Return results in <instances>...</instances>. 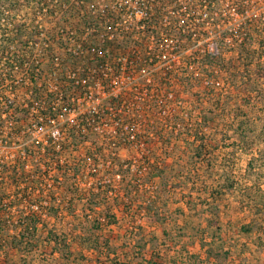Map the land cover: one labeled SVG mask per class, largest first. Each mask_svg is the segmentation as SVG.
Wrapping results in <instances>:
<instances>
[{
  "label": "rangeland",
  "instance_id": "rangeland-1",
  "mask_svg": "<svg viewBox=\"0 0 264 264\" xmlns=\"http://www.w3.org/2000/svg\"><path fill=\"white\" fill-rule=\"evenodd\" d=\"M228 2L222 36L243 23L242 36L220 38L214 53L212 42L194 44V69L174 90L184 102L171 107L177 120L159 113V168L143 177L121 169L123 182L113 183L112 195H83L88 187L74 184L73 169L58 175L66 183L52 187L45 176L40 184L38 170L28 173L30 188L8 184L4 203H15L20 189L29 196L3 218L0 264H102L93 247L127 264H264V0ZM233 5L240 17L231 20ZM107 209L115 212L114 225L104 222ZM34 213L37 233L16 249L17 217ZM50 232L71 244L69 259H53Z\"/></svg>",
  "mask_w": 264,
  "mask_h": 264
},
{
  "label": "built area",
  "instance_id": "built-area-1",
  "mask_svg": "<svg viewBox=\"0 0 264 264\" xmlns=\"http://www.w3.org/2000/svg\"><path fill=\"white\" fill-rule=\"evenodd\" d=\"M211 1L0 3V170L45 171L49 187L78 170L87 196L159 168V113L177 120L194 44L242 36L243 23L222 36L228 0Z\"/></svg>",
  "mask_w": 264,
  "mask_h": 264
},
{
  "label": "trees",
  "instance_id": "trees-1",
  "mask_svg": "<svg viewBox=\"0 0 264 264\" xmlns=\"http://www.w3.org/2000/svg\"><path fill=\"white\" fill-rule=\"evenodd\" d=\"M0 1L8 2V3H10V2L11 3H16V2H18V3H29V2L38 1V0H6V1L0 0ZM212 2H214V0H212L211 3ZM244 28H245V26L243 27V31H244ZM208 57H210V56L205 57V59L203 60V65L208 62ZM28 173L29 172H27V170H25L21 167L18 168L16 166L11 167L9 170L6 168H2L0 170V174H2V177H3V180H0V237H2L3 233L7 230L5 228V225L7 224L8 219L4 220L3 218H6V216H7L8 208L20 205V203L23 202V199H25V198H27V196H29L28 195L29 191H26V190L21 191V189H20L19 192H15L17 197L20 194V197H18L19 199L16 197V199H18V200H16L17 204H15L16 201H15V203L13 201L11 203H4L3 197L6 195L5 186H7L9 184V185H13L14 187H18L19 184L23 183L22 181H24V184L26 183V186L28 188L30 185L34 184L33 180L29 181L30 178H29ZM45 174H46L45 171H39L38 175L39 176L41 175V179L43 180V182H41L40 184L44 183L43 177L45 176ZM25 179H27V180L25 181ZM33 190H35V188ZM90 195H92V194L90 193L88 196H90ZM63 200H66V199H63ZM55 201H56V199L54 198V199H50V200H48V199L47 200L46 199H37L36 201H33V202H39V203H44V202L50 203V202H52V204H53ZM28 202H32V200L29 199ZM61 202H62V200H61ZM62 205H66V202H63ZM40 207H42V205H40ZM53 210L54 209H52V212H53ZM70 212H72V211L70 210ZM17 219H18L17 222L19 224V233L18 234L21 237H20V239H18V243L14 244L16 249L22 248L23 239L26 238V235H28L27 240L29 241L31 239V237L33 236V234L37 233L40 217L36 216V213L31 214V215L21 214V215H18ZM104 222L107 226L114 225L117 222L115 212H113L111 209H107L106 213H105V221ZM100 225H103V224H100ZM57 234L58 233H56V232H50L49 235H51V236L48 237L49 238L48 239L49 245L50 244L53 245V248H54L53 252H52V257L54 260H56L54 258L55 254H61L62 256H65L64 257L65 259H69L70 255H67V252L72 251V246L70 243L65 244V243H67L66 240L59 237L60 235H57ZM27 245H30V244H27ZM16 246H19V247H16ZM20 250H22V249H20ZM93 251L96 253V255H95L96 260L99 263H102V264H127L125 262H120L116 255L112 256L111 254H108L104 257L103 256L104 253L102 252V250L99 249V247H93ZM97 253H99V256H97Z\"/></svg>",
  "mask_w": 264,
  "mask_h": 264
}]
</instances>
